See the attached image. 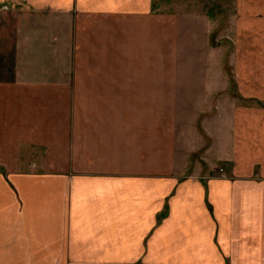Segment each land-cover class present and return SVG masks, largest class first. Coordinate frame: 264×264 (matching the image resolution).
<instances>
[{
  "label": "crops",
  "instance_id": "0c3cea01",
  "mask_svg": "<svg viewBox=\"0 0 264 264\" xmlns=\"http://www.w3.org/2000/svg\"><path fill=\"white\" fill-rule=\"evenodd\" d=\"M232 6L226 42L177 3L0 0V249L264 264V0Z\"/></svg>",
  "mask_w": 264,
  "mask_h": 264
},
{
  "label": "rangeland",
  "instance_id": "374dc122",
  "mask_svg": "<svg viewBox=\"0 0 264 264\" xmlns=\"http://www.w3.org/2000/svg\"><path fill=\"white\" fill-rule=\"evenodd\" d=\"M153 2L158 6L160 12L169 11L171 9L169 6L173 3H177L181 9L193 8L207 12L213 17L216 32L223 33L226 36V42H228L233 15L232 0H153ZM218 167H214L212 173L223 176L221 169ZM0 264H21V262L17 255H13L6 248H2L0 249Z\"/></svg>",
  "mask_w": 264,
  "mask_h": 264
}]
</instances>
